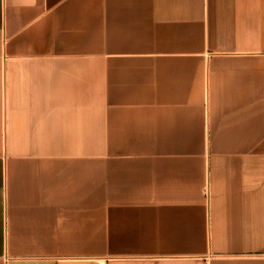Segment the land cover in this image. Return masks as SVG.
Returning <instances> with one entry per match:
<instances>
[{
  "label": "crops",
  "instance_id": "obj_1",
  "mask_svg": "<svg viewBox=\"0 0 264 264\" xmlns=\"http://www.w3.org/2000/svg\"><path fill=\"white\" fill-rule=\"evenodd\" d=\"M0 264H264V0H0Z\"/></svg>",
  "mask_w": 264,
  "mask_h": 264
}]
</instances>
